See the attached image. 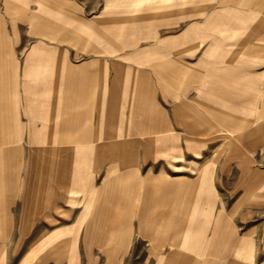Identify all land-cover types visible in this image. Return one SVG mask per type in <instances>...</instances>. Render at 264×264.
<instances>
[{"label": "rangeland", "instance_id": "1", "mask_svg": "<svg viewBox=\"0 0 264 264\" xmlns=\"http://www.w3.org/2000/svg\"><path fill=\"white\" fill-rule=\"evenodd\" d=\"M211 12L220 15L211 17ZM235 19L239 25L231 27ZM38 23L49 24L66 40L38 37L34 33ZM90 31L104 36L110 52ZM3 36L8 50L0 55V79H7L10 86L12 116L27 122L21 115L26 105L21 87L28 82L26 69L29 75L33 61L41 57L32 53L35 45L43 41L67 49L72 65L80 68L65 70L61 78L79 76L81 83L70 92L61 84L64 96L49 99L42 111L50 114L55 106L71 109L75 103L71 97L78 94L82 126L89 121L92 133L108 132L105 141L110 147L134 140L118 134L152 126L146 121L139 124L140 120L165 116L172 130L154 135L169 138L161 143L167 145L162 146L163 156H158V143L131 145L127 149L135 153L123 158V150L114 148L110 161L132 162L126 172L164 176L177 183L181 199L191 203L187 213L191 222L192 215L196 217L201 238L198 250L194 242L188 244L187 264H264V0H0V42ZM229 50L243 51L239 61ZM55 67L53 84L60 76ZM87 76L94 77L93 89L86 85ZM4 87L0 84L2 98ZM99 96L103 99L97 108ZM169 146L172 152L166 151ZM27 150L25 146L10 160L14 184L24 176ZM100 155L78 172L73 188L79 192L70 191L67 201L54 202L56 210L28 219L22 234L21 201L13 199L14 190L7 196L0 208V264H70L72 256L74 264H156L155 256L172 250L167 246L156 251L140 235V230H149L147 225L140 229L136 218L127 221L131 225L124 248L105 246L106 234L119 230L124 221L109 220L104 211H98L91 230L88 222L80 231L73 230L88 201L81 190L101 187L110 168ZM136 202L102 199L97 209H114L110 216L120 218V208H133ZM122 214L132 219L129 211ZM57 235L58 247L38 248Z\"/></svg>", "mask_w": 264, "mask_h": 264}, {"label": "crops", "instance_id": "2", "mask_svg": "<svg viewBox=\"0 0 264 264\" xmlns=\"http://www.w3.org/2000/svg\"><path fill=\"white\" fill-rule=\"evenodd\" d=\"M218 14L220 15V12L210 13L211 17ZM235 20L233 23H229L231 27L239 25L237 19ZM34 30L35 35L40 38L45 37L50 41L59 42L66 40V38L59 37L57 31L51 28L49 24L38 23ZM90 32L95 36L96 41L106 48L105 51L110 52L109 43L104 36L98 35L94 31ZM7 41L6 36L1 38L0 55L7 52ZM144 52L147 53L149 51L144 50ZM242 52L239 50L227 51L229 55L234 56V59L238 61ZM32 53H37L41 57L33 61L30 76L27 72L28 68L26 69L25 73L28 82L21 87L26 104L21 115L25 117L27 122H21L19 116L14 117L10 113L11 104L10 100L7 99L10 86L7 79H0V84L6 86L4 87V98L0 94V208L3 207L2 204L7 200V196L10 193L12 194L14 190L13 199L21 201V228L19 233H23V227L28 219H36L37 213L40 211L44 212L47 210L50 212L51 210H56L58 207L54 202L58 200L67 201V193L70 191L79 192L73 188L78 181V172L83 173L86 167L88 168L94 162L93 157L100 153V159L110 163V168L104 174L101 187L95 188L92 186L89 189L81 190V194L86 196L88 201L85 202V213L78 220L76 227H72L73 230L77 229L80 231L82 224L86 222H88L87 228L91 230L95 223L96 215L99 213L98 211H104L101 213L105 217L108 216L109 220L120 219V221H124L120 223L119 230H111L103 238L105 246L112 245L113 248H119L120 250V246L124 248L128 243L127 229L130 227L131 222L127 221L136 218L140 229L147 225L149 230L143 232L140 230V235L152 242L156 251H160L163 248L165 251L167 246L172 247V250L168 253L166 252L162 257L155 256L156 264H177L178 260L179 264H187V258L191 262L185 250L190 242H194L195 250L196 248L198 250L197 246L201 243V238L197 235L199 224L196 222L194 215H192L194 221H190L187 211L191 208V203L188 202L186 204L181 199V194L177 192V183L171 182L164 176L150 178L147 176L143 177L138 172H126V168L133 166L132 162L125 161L127 165H122L120 161L111 162L109 156L110 150H113L112 153H116L114 148H121L123 150L122 156L126 158L129 154L135 153L134 149L129 150L127 146L154 147L157 143L159 144L157 146L158 156H163L162 152H165L163 147L167 145L163 146L161 143H166L169 138L157 139L154 135L172 130L168 119L160 114L157 117H148L140 120L141 123L139 124H143L146 121L150 122L152 126H141L134 132L133 130L126 131L124 133L126 135L118 134V137L127 136L134 140L130 144L110 147L109 143L105 141L109 139L108 132L106 133L104 130L99 134L97 132L92 133L89 121L82 126L81 114H78L79 106L76 103L79 99L78 94L74 93L71 97L75 101L71 109L62 110L55 106L51 108L50 114L42 111L49 104V99H61L64 96L62 89H65H61V84L65 83L70 92V88H76L81 83L79 76H75L72 79L69 77L65 80L61 78V73H65V70L80 68L72 65L73 62L67 49L48 46L43 41H39ZM78 55L79 53H76L75 57H78ZM28 59L30 60V58ZM99 62L103 64L105 61L100 60ZM55 66L60 70V76L56 84H53L55 79L51 73L55 70ZM87 77L86 85L93 89L94 77ZM33 94L37 96L30 98ZM93 98V96L87 95V99L93 100ZM96 99L98 108L99 102H101L103 97L99 96ZM39 109L41 110L39 111ZM90 112L88 110L86 113L88 117L91 115ZM99 123L106 126V122H103L102 119H99ZM18 130L20 131L19 135L17 134ZM61 132L64 134H61ZM142 136L146 137L143 141L139 142L135 139ZM14 144L18 145L17 149L13 146ZM25 146L28 147V160L24 169V176L20 180L16 179V184H14V179L9 175V169L13 167L10 160L16 152H23ZM167 148L166 151L173 149L171 146ZM4 165L7 167V171ZM17 185H19L18 190ZM129 198L131 200L135 199V202H137L133 208H125V210L120 208V218L110 216V210L113 211L114 209L107 211L102 207L101 210H98L102 206V204H99L102 199H108L113 202L120 201L121 203ZM49 201L53 203L50 202L51 204L49 203L47 206L45 202ZM127 211L132 214V219L124 217L122 214ZM47 214V217L51 216L50 213ZM72 228L67 229L66 232L69 233ZM90 230L87 231L86 237H89ZM61 235H57L54 240L50 239L42 242L38 248L44 250L49 246L58 247L61 243ZM69 259L70 264H74V256Z\"/></svg>", "mask_w": 264, "mask_h": 264}]
</instances>
